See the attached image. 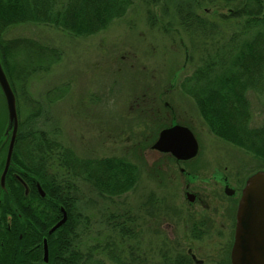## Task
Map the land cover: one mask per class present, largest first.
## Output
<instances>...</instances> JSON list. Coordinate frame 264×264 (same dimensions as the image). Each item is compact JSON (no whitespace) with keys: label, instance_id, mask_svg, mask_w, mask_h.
I'll return each mask as SVG.
<instances>
[{"label":"rangeland","instance_id":"374dc122","mask_svg":"<svg viewBox=\"0 0 264 264\" xmlns=\"http://www.w3.org/2000/svg\"><path fill=\"white\" fill-rule=\"evenodd\" d=\"M195 1L200 3L196 12L217 24L218 39L241 31L245 19L221 17L229 11L222 0ZM148 8L160 24H150ZM172 9L169 0L156 6L134 0L124 18L95 35L75 37L55 27L23 24L10 28L4 37L30 39L61 54L48 71L28 77L26 93L21 94L16 82L23 123L39 109L30 121L33 130L50 134L78 157L121 158L138 167L136 187L118 198H101L80 180V206L89 220L79 226V241L80 250L91 253L88 264H117L102 251L107 244L123 249L121 256L126 261L131 258L128 247H132L150 262H156L161 252L190 249L204 264H230L225 239L195 241L184 231L185 188L179 168L207 169L202 174L206 178L219 169L235 179L238 188L254 173L264 171L259 160L215 137L181 89L204 50L194 46L180 27L162 28L172 20ZM25 96L32 102L26 105ZM113 98L114 111L107 108ZM247 99L250 125L259 127L264 121V86L259 92L249 91ZM174 121L190 128L198 141L199 155L185 167L152 149L159 133ZM202 190L210 191V185ZM218 198L211 199L212 206L227 200ZM173 207L180 209V221L172 215ZM111 213H129L136 219L134 238H118L107 219Z\"/></svg>","mask_w":264,"mask_h":264},{"label":"trees","instance_id":"16d2710c","mask_svg":"<svg viewBox=\"0 0 264 264\" xmlns=\"http://www.w3.org/2000/svg\"><path fill=\"white\" fill-rule=\"evenodd\" d=\"M160 1L145 0L154 6ZM169 1L174 14L171 15L172 20L162 28L173 25L180 27L189 35L194 46L204 50L199 65L190 77L184 79L181 89L193 100L215 137L259 160L264 170V121L259 127H251L247 99L249 91L259 92L264 86L263 0H222L229 7L228 14L221 16L223 20L245 19L241 31L233 33L228 39H218L217 24L196 12L200 8L199 2ZM133 4L134 0H0V60L11 83L15 85L38 71H48L60 61L61 54L55 48L30 39H5L10 28L23 24L43 25L55 27L75 37H87L124 18ZM157 17L148 8L147 19L152 26L160 24ZM39 113V109L34 110L24 123L21 122L19 140H35L38 148L36 153L48 154L47 162L53 167L47 174L51 180L59 185L70 182L68 184L72 187L73 179L79 177L104 199L118 198L136 187L139 170L135 164L114 157L83 159L76 156L50 134L34 131L32 126L27 125ZM42 162L45 161L42 159ZM57 165L65 169L64 174ZM44 178L43 175L42 182H48ZM59 195V190L48 191V197L56 200V213L60 204L57 201ZM68 195L73 193H68L66 189L64 205L68 221L55 234L59 243L51 248L49 263L88 264L91 253L80 250L79 226L87 224L89 217L82 212L80 205L79 210L73 207V202L67 199ZM66 202L71 204L69 209ZM107 219L118 238H134L136 219L129 213H111ZM113 246L107 244L102 251L117 264H193L183 250L161 252L156 262H150L132 247H128L131 258L126 261L127 258L124 260L121 256L124 250L119 251V247Z\"/></svg>","mask_w":264,"mask_h":264},{"label":"flooded vegetation","instance_id":"af4514ba","mask_svg":"<svg viewBox=\"0 0 264 264\" xmlns=\"http://www.w3.org/2000/svg\"><path fill=\"white\" fill-rule=\"evenodd\" d=\"M20 76L22 75L20 74ZM27 77L20 82L21 94L26 93L24 83H26ZM7 78L16 100L18 130L15 140H12V131L7 132L6 102L0 92V264H50L51 248L55 243H59L55 234L68 221V212L64 205L65 190L67 189L68 193H73V195H68L67 199L71 200L73 207L79 210L80 178L73 179L72 187L68 184L70 182L61 184L60 181V185L57 184L47 175L53 169L47 162L48 154L36 153L38 148L35 140H19L22 129L20 99L19 95L17 99V84L13 85L8 76ZM25 97L24 103L26 105L28 101L32 102V100H27V96ZM27 125L31 126V122ZM174 125H177L175 121L170 127ZM180 126L188 128L185 125ZM188 129L190 130V128ZM43 148L46 149V146ZM63 148L66 147L63 146ZM197 154L199 155V152ZM164 155H169L177 165L182 164L184 167L193 162L198 156L196 155L190 160H177L170 154ZM42 159L45 162H42ZM57 166L64 174L65 169L59 167V165ZM185 168L188 171L179 168V176L185 188L183 197L186 204V210L184 211L186 218L183 217L182 219L184 231L190 239L195 241L207 238L225 239L227 249L230 251L229 260L231 264V249L236 232V214L247 179L244 185L238 188L235 185L237 181L219 169L213 170L210 178H206L202 174H206L207 169L202 171L194 167L192 170L188 167ZM43 175L48 182H42ZM200 183L204 185H200ZM206 185H210L211 190L208 192L202 190ZM50 189L59 190L60 192L57 197V201L60 203L58 213L54 211L56 200L48 197ZM219 196H224L227 200L212 206L211 199L216 198V200H219ZM70 205L66 202L68 209ZM170 209L172 215L180 221L182 216L180 209L176 207ZM64 214H66L65 223L49 233L63 218ZM50 237L52 238L50 239ZM45 245L48 253L47 262L44 261ZM186 253L190 256L193 264H204L203 261L198 260L191 253L190 249Z\"/></svg>","mask_w":264,"mask_h":264},{"label":"water","instance_id":"95a60500","mask_svg":"<svg viewBox=\"0 0 264 264\" xmlns=\"http://www.w3.org/2000/svg\"><path fill=\"white\" fill-rule=\"evenodd\" d=\"M0 92L6 102L7 132L12 131L11 139L15 140L18 130L16 100L1 60ZM152 149L170 154L177 160H190L198 153V143L188 128L174 125L159 133ZM65 221L66 214L49 233L59 228ZM44 249V261L47 262L46 245ZM231 264H264V171L251 175L243 188L236 214Z\"/></svg>","mask_w":264,"mask_h":264},{"label":"clouds","instance_id":"9594fccd","mask_svg":"<svg viewBox=\"0 0 264 264\" xmlns=\"http://www.w3.org/2000/svg\"><path fill=\"white\" fill-rule=\"evenodd\" d=\"M107 108L109 110H113V111L115 110V99L114 98L108 101Z\"/></svg>","mask_w":264,"mask_h":264}]
</instances>
